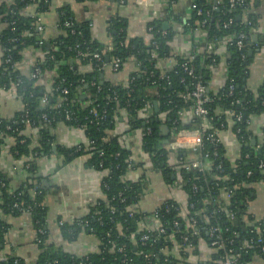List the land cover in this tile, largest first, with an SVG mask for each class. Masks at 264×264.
<instances>
[{
    "label": "trees",
    "instance_id": "trees-1",
    "mask_svg": "<svg viewBox=\"0 0 264 264\" xmlns=\"http://www.w3.org/2000/svg\"><path fill=\"white\" fill-rule=\"evenodd\" d=\"M50 1H0L2 46L0 86L8 89L11 83L17 84L16 95L23 102V109L11 118L0 117V148L7 137H13L10 152L15 159L31 157L25 171L33 177L34 159L53 153V147L58 153L63 154L66 160L88 152L83 150L82 144L80 149L76 146L66 148L55 144L51 128L57 122L62 121L72 127L85 126L86 136L93 141L91 145L95 148V151L86 157L85 165L98 171H105L101 179L102 197L89 206L83 217L74 220L72 224L62 222L60 227L63 236L68 240L74 239L78 231L85 230L98 239L99 245L96 252L78 256L50 243L43 191L38 184L40 178L34 177L36 181L34 179L31 181V177H28L18 189L10 190L0 175V264H178L180 260L169 251L175 244H179L180 251H183L181 236L189 234L193 229L188 221L190 216L196 218V228L200 231V237L206 239V227L219 225L223 237L232 239L229 247L238 255L237 264H246L251 251L256 250L239 249V246L244 239L254 235L251 230H254L257 223L253 221L246 223L242 215L245 213L247 200L252 191L249 185L264 178V143L258 148L257 144L252 145L248 126L245 124L246 118L264 111V80L256 93L248 90L245 85L252 55H249L247 50L245 57L241 58L234 44L227 46L229 69L225 83L217 93L207 89L211 99L205 104L208 113L204 117H192L189 123H185L180 119L179 112L191 109L194 103L193 97L189 96L194 86L193 78H201L208 86L209 66L215 65L218 60L215 52H195L194 59L188 62V66L193 68L192 76L181 66L187 61V56L179 57L170 70L160 72L156 67L157 60L170 56L168 42L175 33L171 28L165 29L161 19L147 22V27L152 26V29L145 40L142 36L127 35L125 18H110L107 22V32L112 37V46L111 50H108L107 45L92 37L90 21H76L68 6L57 8L58 33L43 41L41 33H37L33 28L35 23L33 16L26 13V9L35 7V11L40 13L48 9ZM165 1L170 5L168 10L170 12L172 2ZM221 1L223 6L219 10H213L203 26L206 42L212 39L219 41L227 35L240 31L246 32L247 40H250L252 33L248 32L249 27L237 19L243 6H236L230 11L228 0ZM194 2L205 10L211 0H194ZM231 16L234 18L233 23L223 27V22ZM65 18H71L73 24L65 26L63 24ZM203 18L204 16H197L193 12L188 20L190 26H185L183 32H190ZM248 18L251 24L255 25V12L250 13ZM11 21H14L13 30L8 24ZM162 31L165 33L162 34ZM13 37H17L18 41L11 42ZM25 47H34L43 53L35 60L36 65L41 69V74L36 79H29L27 75L13 67L14 63L20 61L21 50ZM8 49H10L11 61L3 63ZM96 51L104 52L103 59L106 56L107 59L117 56L124 62L131 59L136 64V70L122 83L111 82L103 77L104 70H98L96 61L92 58V53ZM78 52L83 54L78 55ZM212 58L215 61H212ZM229 78L234 80L231 94L228 90ZM49 79L51 85L47 89L45 81ZM62 88L68 91L65 94L67 100L56 106L62 95L60 93ZM45 93L48 95V104L42 107L40 98ZM87 101L90 104H87ZM154 102L157 103V110L154 109ZM146 103L152 106V113L148 122L144 123ZM92 108L104 113V118L96 121L90 113ZM67 110L71 112L72 119L63 121V115ZM229 110L234 113L240 112L243 120L232 125L240 147L239 157L234 163L225 157L220 143L216 146L217 156H213V146L205 139L206 134L213 128L226 126L225 112ZM25 111L28 113L31 127L36 129L39 135L36 145H32L31 138L26 134L25 123L22 122V114ZM121 111L126 112L127 130L141 129L142 148L150 156L151 168L161 174L165 183L177 182L181 185L188 196L187 205L183 209L175 201L165 200L164 204L169 206L173 203L179 207V210L160 211L157 222L151 220V211H144L137 204L145 189L144 178L123 180L128 171L131 154L127 148L121 146L118 137L109 136L108 133L122 115ZM43 113H46L51 120V128L40 127V117ZM210 117H212V128L203 130L201 149L202 154L208 153V159L212 163L210 169L204 171L184 167L176 169L175 167L182 163L170 165L173 151L168 148L165 140L171 141L174 137L173 133L181 129L200 128L202 121ZM163 125L167 126L166 130L162 129ZM147 128L149 132L146 131ZM99 151L102 153L100 154ZM177 153L180 157H183L184 153L191 154L188 150H178ZM137 167H143V164L134 163L132 169ZM193 185L198 186L196 191L192 190ZM221 189L230 191L232 196L228 204L218 206L214 203V199ZM122 199L124 200L121 201ZM128 207L133 209L132 214ZM26 211L31 217L36 231L35 241L40 249L37 258L32 262L2 253L9 226L6 217L17 216ZM230 214L233 215V219L230 218ZM176 219L179 225L174 228L173 222ZM161 227H164V233L159 231ZM148 230L150 237L142 244L140 238ZM172 234L174 241H170L169 238ZM262 236L264 238V232ZM197 240L198 237L191 238L192 247ZM166 244L169 246L167 253ZM121 246L123 249L118 252L117 249ZM220 252H216L214 257L219 259ZM180 256L184 259L187 257V252L180 253ZM123 259L126 261L122 262Z\"/></svg>",
    "mask_w": 264,
    "mask_h": 264
},
{
    "label": "crops",
    "instance_id": "crops-1",
    "mask_svg": "<svg viewBox=\"0 0 264 264\" xmlns=\"http://www.w3.org/2000/svg\"><path fill=\"white\" fill-rule=\"evenodd\" d=\"M60 6H68L76 21H90V30L93 38L104 45L112 43V37L107 32V22L110 18L123 17L127 20L126 32L128 36H142L145 40L148 36L147 22L153 19H161L165 29L171 28L175 33L168 42L170 56L157 60L156 67L160 72L170 70L179 57L186 56L194 44L199 51L204 48L206 39L202 29L192 32L180 31V27L192 16L191 0H177L170 5L165 0H51L48 9L39 14L42 18L44 30L42 39L48 40L57 33L58 11ZM35 7H28L26 13L32 14ZM256 22L252 36L258 35L261 39L255 43L252 49H257L252 54L248 65L246 88L253 93L264 80V0H257L255 5ZM174 17L176 19H174ZM251 36V37H252ZM220 40L215 48L218 60L215 65L209 66L208 88L212 93H217L223 86L228 73L227 52L228 45ZM42 51L34 47H25L21 50V59L17 62V70L28 75L33 63L41 57ZM2 58V46L0 44V63ZM136 70V64L129 59L123 63L118 72L113 73L108 68L104 69L103 77L114 83L126 81L128 76ZM47 89L50 88L51 80L45 81ZM153 91V90H150ZM23 109V102L12 89H4L0 86V117L11 118ZM227 115V124L217 129V136L223 147L225 157L234 163L240 154L238 139L232 130L230 115ZM179 117L185 123L192 120L190 110H181ZM264 125V111L250 116L248 126L249 138L252 145L261 143L262 127ZM124 120L119 118L114 127L108 131L109 136H116L122 147L130 151L133 162L142 163L143 167L133 168L126 173V178H144L145 189L139 200L138 207L144 211H151L165 200L175 201L182 209L187 205V194L177 182L167 184L161 174L151 168L150 156L141 144V129H126ZM196 128L188 130L195 131ZM51 133L55 138V144L70 148L77 144H85L87 136L82 128L72 127L64 122H57L52 127ZM26 134L31 138L32 145H36L39 135L36 129H26ZM192 138L188 134L187 139ZM173 139V138H172ZM13 137L6 138L0 148V175L10 190L18 189L28 177L31 181L39 177L38 184L43 191V204L46 207V225L48 241L60 247L62 250L75 254L84 255L96 252L99 241L92 234L80 230L72 240L66 239L62 232L59 221L72 224L74 220L83 217L89 210V206L102 197L101 179L105 171H98L85 165L86 155L76 156L66 160L65 156L53 150L49 155H41L34 159L35 174L30 176L25 171V164L31 161V157L15 159L11 152ZM189 150V149H188ZM192 155V154H191ZM193 156V155H192ZM175 153L173 152L170 165H175ZM36 181V179H34ZM252 188L250 198L247 200L243 221L250 223L264 218V178L249 185ZM8 230L2 253L6 256L18 257L28 262L34 261L40 249L36 243V231L31 217L27 213L17 216H7ZM178 258L176 250H173ZM187 257L180 260L204 264H218V258L214 257L215 250L204 237L198 238L195 245L187 250ZM185 262V263H186ZM246 264H264V255L251 251Z\"/></svg>",
    "mask_w": 264,
    "mask_h": 264
},
{
    "label": "built area",
    "instance_id": "built-area-1",
    "mask_svg": "<svg viewBox=\"0 0 264 264\" xmlns=\"http://www.w3.org/2000/svg\"><path fill=\"white\" fill-rule=\"evenodd\" d=\"M3 1V0H0ZM170 2L174 3V0H170ZM257 0H228V8L229 10H233L236 8V6H243L242 8V12L239 16V20L241 23L246 24V26L249 27L248 32L253 33L255 31V25L251 24V21L248 18V15L250 13H253L255 10V5H256ZM255 3V5H254ZM223 6L222 5V1L221 0H211L210 5L208 8H205V10H203L202 8L198 7L197 4L194 2V0H191V8L192 11L195 12V15L197 16H204V18L199 21L198 23H196L197 25L195 27H193L191 29L190 32H192L195 29H202L205 33V30L203 29L204 25L207 22V18L211 16L212 11L213 10H219L220 7ZM224 10V9H223ZM222 10V11H223ZM12 12V11H11ZM34 18L35 23L33 24V28L35 29V31L37 33H42L44 30V25L42 22V18L39 14V12L35 11L34 13L31 14ZM61 15L63 16V12H61ZM234 21V18L228 17L226 21L223 22V27H228L230 26ZM13 23L14 21H11L10 26L11 29L13 30ZM6 24V22H5ZM63 24L65 26H70L73 24V21L71 18H65ZM185 26H190V23H188V21H185L183 23V25L179 28L180 31H184ZM152 26H148L147 27V32L149 35V32L151 31ZM173 31V30H172ZM165 31H162V34H164ZM225 43L224 45H229V44H234L238 51L240 52V56L241 58L245 57V52L249 49H252L253 46L255 45V43L252 42V39L250 38V40H247V34L246 32L240 31L238 33L235 34H231V35H227L225 36L223 39ZM11 42H16L18 41L17 37H13L11 40ZM41 43H42V39H40ZM220 41V40H219ZM218 40L212 39L210 41H207L204 48L201 49L199 51L198 46L196 44L193 45L192 50L186 55L187 56V61L182 63V67L185 71H187V73L189 75H193V68L189 67L188 64L194 59L195 56V52H199V53H205V52H216L215 48L217 43L219 42ZM154 46H156L155 43H153ZM111 44L107 45V49L111 50ZM10 49H8V53H6V56L3 60V63H8L11 61V55L9 54ZM104 52H94L92 53V58L95 59L96 61V66L98 68V70H104L106 68H108L111 72L116 73L118 72V70L121 68V66L123 65L124 61L117 57V56H111L110 59L107 56L105 59L102 58ZM83 53L78 52V55H82ZM153 54L156 56V53L153 52ZM212 61H215L214 58H212ZM189 62V63H188ZM176 63V62H175ZM1 64V63H0ZM17 63L13 64L14 69H17L16 66ZM41 74V69L39 66L36 65V61H34L33 63H31V69L29 74L27 75L29 77V79H36L39 77V75ZM225 78V81L227 79ZM194 83H193V89L191 92H189V96L193 97L194 99V103L191 107V109H189L191 111L192 117H204L207 113L208 110L207 108H205V104L207 102H209L211 99L209 98L208 94H207V89L208 86L207 84L198 77H194ZM224 81V83H225ZM223 83V84H224ZM17 84H13L11 83L10 87L8 89H12L15 94H16V86ZM234 89V80L232 78L228 79V90H229V94L232 93ZM67 89L66 88H62L60 93L62 94L59 102L57 103L56 106H60L62 102L66 101L67 98L65 96V94H67ZM238 102V100H237ZM48 104V95L47 93L43 94V96L40 98V105L42 107H45ZM87 104H90V102L87 101ZM146 115H145V120L144 123L148 122V118L152 113V106L149 103H146ZM90 113L91 115L95 118L96 121H100L101 119L104 118L105 114L104 113H99L97 110H95L94 108L90 109ZM122 115L120 116V118L122 120H124L125 122H127V118H126V112L124 111V113L121 111ZM125 114V115H124ZM225 114H229L230 115V120L232 125L237 123V122H242V115L241 113H234L233 111H226ZM72 119V115L70 111H66L65 114L63 115V121H67V120H71ZM212 117L208 118V119H204L202 121V125L200 128H197L195 131H188V129H181L177 132L173 133V139L168 143V148L170 150H172L175 153V162L178 163H182V165H178L175 168H180V167H184L185 169H189V168H193L196 169L198 171H204L207 169H210L212 163L210 162V160L208 159V153H201V149H202V143H203V130L204 129H211L212 128ZM22 122L25 123L26 129L28 128H32L31 127V123L28 119V113L27 111L23 112L22 114ZM62 122V121H60ZM175 123V122H174ZM250 123V117L245 119V124L247 126H249ZM223 125V124H222ZM40 127H47V128H51V120L47 117L46 113H43L40 117ZM78 128H82L84 130L85 126L82 127H78ZM33 129V128H32ZM239 131V129H237ZM147 132H149V128L146 129ZM142 134V131H141ZM190 134L192 135V138L190 137V139H187L186 136ZM236 134V133H235ZM262 141L261 143L257 144V148L260 147V144L264 143V125L262 127ZM205 139L207 140V142H209L210 144H212L213 146V152L212 155L213 156H217V150H216V146L217 144L220 143V140L217 136V129L213 128V130L209 133L206 134ZM93 143L92 140H89L87 138V142L83 145V150L88 151L87 154H85L86 156H89L91 153H93L95 151V148L91 145ZM77 147V149L81 148V144H77L75 145ZM189 149V150H188ZM178 150H188L191 152L190 153H184L183 157L178 156ZM100 154L102 153L101 151H99ZM117 155V153H116ZM29 161L27 160L24 168H26L28 166ZM175 163V164H176ZM260 166H262V164H260ZM132 167H134V162L131 159V161H128V171L132 169ZM219 168V165H218ZM249 174V173H248ZM126 176V174H125ZM123 177V180H128L126 177ZM198 188V186L193 185L192 190L196 191ZM232 196V193L228 190L225 189H221L218 193V195L215 197L214 199V203L217 204L218 206H223L225 204H228V201L230 200ZM124 199H122L121 201H123ZM16 206V204L14 205ZM193 205L191 204V207ZM134 208V206H133ZM171 209H174L176 211L179 210L178 206H175L173 203L169 204V206L167 204L161 203L159 206H157L156 208H154L153 210H151L152 215H151V220L154 222H157L159 220V214L160 211H165V212H169ZM128 210L130 212V214H132V208L128 207ZM114 211V210H111ZM25 213L28 214V211H26ZM230 218L233 219V215L230 214ZM253 222L257 223V225L255 226L254 230H251V232L254 233V235H251L249 238L244 239L240 246L239 249H249L252 248L254 250H256L257 253L259 254H264V238H263V232H264V218L259 219V220H255L254 218ZM189 224L191 226L192 231L189 234H183L181 236V240H182V244L184 246V249H182V252H185L188 248L192 247V244L190 243L191 238H195L198 237L200 238V231L198 230V228H196L197 225V220L195 217L190 216L188 218ZM62 222L59 221V224H61ZM141 225V224H139ZM179 225V221L176 219L173 222V227L177 228ZM159 231L161 233L165 232L164 227H161L159 229ZM206 234H207V240L208 243L210 244V246L215 250V252L221 251L220 252V258L218 259V264H237L238 261V255L235 254L233 252V248L229 247V245L232 243V239L228 240L225 239L223 237V234L220 230V226L219 225H209L208 227H206L205 229ZM150 237L149 234V230L144 233L140 240L142 242V244H144L148 238ZM170 238V241H174V235L172 234ZM123 249V247H118L117 251L121 252ZM165 249L167 250L166 253L169 250V246L168 244L165 245ZM176 250L177 255H178V259H182L184 260L181 256L180 253H182L180 251V245L179 244H175L171 250L169 251L171 254H173L174 256H176L174 254V251ZM187 252V251H186ZM185 254V253H184ZM183 254V255H184ZM186 258V257H185ZM126 259H123L122 262H125ZM184 264H196L193 262H186L183 261ZM186 262V263H185ZM180 263V262H179ZM178 263V264H179ZM204 264V263H201Z\"/></svg>",
    "mask_w": 264,
    "mask_h": 264
},
{
    "label": "water",
    "instance_id": "water-1",
    "mask_svg": "<svg viewBox=\"0 0 264 264\" xmlns=\"http://www.w3.org/2000/svg\"><path fill=\"white\" fill-rule=\"evenodd\" d=\"M237 19H239V16H237ZM165 26H166V28L168 27V25H165ZM165 26H164V27H165ZM251 38H252L254 41H256L257 39H261V37H259L258 35H254V36H252ZM46 45L48 46V42H46ZM254 51H257V49H249V50H248V54H249V55H252V54L254 53ZM100 77H102V74L100 75ZM153 105H154V109L157 110V107H156L157 103L154 102ZM162 129H163V130H166V129H167V126H166V125H163V126H162ZM51 130H52V128H51ZM165 142L167 143V140H165ZM53 150H55V147H53ZM234 223H236V222H234Z\"/></svg>",
    "mask_w": 264,
    "mask_h": 264
}]
</instances>
